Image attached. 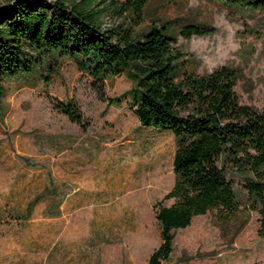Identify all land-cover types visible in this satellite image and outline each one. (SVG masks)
<instances>
[{"label": "rangeland", "instance_id": "374dc122", "mask_svg": "<svg viewBox=\"0 0 264 264\" xmlns=\"http://www.w3.org/2000/svg\"><path fill=\"white\" fill-rule=\"evenodd\" d=\"M142 18L137 31L150 23L172 29L187 70L236 68L239 103L264 111V11L222 0H147ZM184 23L206 32L183 38ZM48 65L5 81L0 98V264H145L159 243L153 204L171 202L162 197L173 182L172 136L139 126L125 74L107 77L99 95L70 61ZM56 102L77 106L83 126ZM257 225L254 212L222 231L212 213L195 216L173 231L161 264H264Z\"/></svg>", "mask_w": 264, "mask_h": 264}, {"label": "trees", "instance_id": "16d2710c", "mask_svg": "<svg viewBox=\"0 0 264 264\" xmlns=\"http://www.w3.org/2000/svg\"><path fill=\"white\" fill-rule=\"evenodd\" d=\"M222 1L264 11V0ZM146 2L0 0V98L5 81L26 79L43 63L62 59L87 76L99 95L96 86L107 77L125 74L132 86L124 95L139 126L167 131L174 142L173 182L162 197L171 202L153 204L159 243L145 264L166 261L173 231L206 213L222 231L254 212L256 235L263 238L264 111L239 103L236 68L220 65L200 74L187 70L165 23L137 31ZM205 32L193 23L177 28L183 38ZM41 77L47 80L48 75ZM55 109L83 126L73 103L56 102Z\"/></svg>", "mask_w": 264, "mask_h": 264}, {"label": "crops", "instance_id": "0c3cea01", "mask_svg": "<svg viewBox=\"0 0 264 264\" xmlns=\"http://www.w3.org/2000/svg\"><path fill=\"white\" fill-rule=\"evenodd\" d=\"M100 176H101V177H104L102 174H100ZM102 184H104V181H102V182L99 184V189L104 188V189H103L104 194L102 195V197H104V195H106L105 192H106L108 189H106L105 186L102 185ZM49 192H50V197H55V196L52 195V193H53L52 190H50ZM99 198H100V197H99ZM104 198H106V197H104ZM107 199H108V197H107ZM63 203H64V202H63ZM61 207H62V202H61L60 205L58 206V209L60 210ZM44 213H45V215H47V217H48V216L51 217V216H53V214L55 213V211L53 212V211H51V209H48V210H47V209L45 208ZM55 214H56V213H55ZM55 214H54V215H55ZM157 245H158V244H157ZM156 247H157V246H156ZM154 249H155V248H154ZM151 252H152V251H151ZM151 252H150V253H151ZM150 253H149V254H150ZM149 254H148L147 257H146L145 263H146V261H147V258H148V256H149ZM162 262H163V261H162ZM162 262H161V263H162ZM161 263H160V264H161Z\"/></svg>", "mask_w": 264, "mask_h": 264}]
</instances>
